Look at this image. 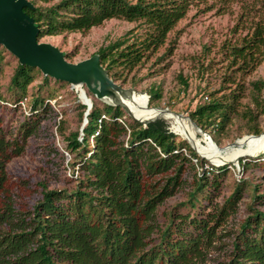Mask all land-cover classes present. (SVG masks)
Returning <instances> with one entry per match:
<instances>
[{"label":"trees","instance_id":"trees-1","mask_svg":"<svg viewBox=\"0 0 264 264\" xmlns=\"http://www.w3.org/2000/svg\"><path fill=\"white\" fill-rule=\"evenodd\" d=\"M29 1L34 8L24 12L40 27L39 40L87 33L113 19L143 28L144 33L131 42H114L97 53L110 78L127 83L122 74H132L150 62L201 0H60L53 5L55 0ZM4 49L0 46V73ZM226 51L234 71H255L264 63V24L257 22L240 45L231 44ZM172 53L167 48L157 59L161 62ZM36 73L42 74L20 63L15 69L11 89L19 91L16 108L27 100ZM50 79L44 76L45 85ZM149 95L150 105L160 99L154 89ZM246 96L240 86L199 105L191 119L218 145L217 135L237 118L246 119L250 134L260 136L264 81L252 84L250 97L256 108L249 105L241 112ZM46 100L41 95L32 99V117L14 138L3 127L0 112V264H264V193L259 184L245 178L226 197L224 186L232 164L209 165L171 132L165 119L145 126L122 107L95 99L84 138L80 140L79 134L68 138L74 169L79 167L76 187L51 190L39 184L41 199L31 210L21 209L7 166L25 152L28 140L54 112ZM1 103L0 99V109ZM81 107L84 117L88 107ZM165 118L174 122L171 116ZM247 159L252 160L240 159L244 170L264 173V154L249 163ZM182 194L185 200L160 210ZM247 195L251 197L247 217L238 230L225 233ZM228 235L233 238L231 249L225 260H216L214 255L225 253Z\"/></svg>","mask_w":264,"mask_h":264},{"label":"rangeland","instance_id":"rangeland-1","mask_svg":"<svg viewBox=\"0 0 264 264\" xmlns=\"http://www.w3.org/2000/svg\"><path fill=\"white\" fill-rule=\"evenodd\" d=\"M59 1L55 0L51 5ZM130 1L136 2V0ZM257 22L264 24V0L199 1L170 34L166 46L150 62L132 74L128 72L122 74L127 78V83L113 80L123 89L136 92L128 97L121 96L117 92L115 96L120 103L128 106L135 118L141 121L145 120L146 113L161 114L165 112L163 110L170 111L169 114L174 122L169 119L165 120L169 123L171 132L180 140L186 141L201 158L208 161L209 165L225 166L226 163H213L209 158L200 154L188 140L177 132V127L180 121L192 127L191 114L199 105L215 97L220 98L230 94L240 86L246 89L247 95L242 100L241 112L247 110L249 105V108H256L251 101L250 94L254 82L264 81V63L250 73L234 71L236 68L230 67L226 50L231 44L240 45ZM143 33V28L136 23L113 19L87 33L43 37L39 42L58 48L64 54V59L68 64L77 65L94 60L102 47L118 41L131 42ZM167 48H172L173 53L162 57L165 58L163 61H158L157 58L163 56ZM19 63L18 58L6 49L3 50L2 72L0 73V99L3 102L1 103L3 108L0 112L3 127L8 135L14 138L22 123L32 117L31 106L34 97L43 96L47 99L46 103L50 104L54 110L42 121L38 133L28 140L25 152L7 166L20 208L31 210L42 197V188L39 184H45L51 190H71L76 187L79 167L74 169L75 155L70 154L67 149L68 138L74 134H79L80 140L84 138L83 130L88 120L87 115L84 117L81 115L82 105L92 104L93 106L92 100L94 99L99 104L108 103L98 100L86 85L76 88L71 83H59L51 78L47 86L43 80L44 75L36 73L34 83L27 90V101L16 108L15 103L18 102L19 91L11 89V78ZM182 79L189 84V87L183 84ZM152 89L158 91L160 99L150 105L149 92ZM95 90L101 93L107 102L116 103L113 94L100 92V89ZM247 123L246 119L237 118L224 132L220 134L218 132L220 145L214 141L209 132L196 130V134L201 139H207L205 135H208L219 149H227L228 146L244 138L257 137L250 134V127L246 125ZM259 124L263 134L264 116L261 117ZM90 142L92 145L91 139ZM263 154L264 148L257 156H244V158L253 160ZM252 160L247 159L246 161L249 163ZM230 164L233 166L229 167L230 173L224 186L226 197L230 196L235 186L245 178L259 184L261 194L264 193L263 171L260 169L246 171L242 168L240 161L226 165ZM183 200L185 196L182 194L169 200L160 210L171 209ZM250 204L251 197L247 195L241 202L239 213L230 219L229 225L224 230L225 233L231 234L238 230L247 217ZM261 209L264 210V207ZM232 240V236L229 235L224 239L227 245L223 251L225 253L214 255L216 260H225L226 252L231 249Z\"/></svg>","mask_w":264,"mask_h":264},{"label":"water","instance_id":"water-1","mask_svg":"<svg viewBox=\"0 0 264 264\" xmlns=\"http://www.w3.org/2000/svg\"><path fill=\"white\" fill-rule=\"evenodd\" d=\"M26 8H34L29 0H0V46L4 47L7 51L18 58L20 64L31 68H37L44 76L54 78L56 81L71 83L73 86L77 81L84 82L83 85H86L88 89L95 94L98 100H102L111 106L122 107L130 116L140 123H143L145 126L161 118L167 119L165 117H157L153 120L144 122L135 118L123 104L118 102L114 104L107 102L105 97L93 88L94 86L90 84L91 81H88L85 78L82 66L91 64L97 66V69L105 80V83L101 82L102 84L99 85L109 94H115L118 92L117 94L128 97L136 91L125 90L115 84L110 78L107 70L102 66L99 55H97L92 61L82 62L77 65L68 64L64 59V54L58 48L51 44L39 42L41 29L36 24L34 18L28 16L24 12ZM87 107L88 112L86 115L88 116L90 113L89 111L92 109V104H87ZM163 111L171 113L168 110ZM192 123L195 127L199 128L193 121ZM236 145L237 142L228 146V148ZM242 158L244 157H241V159ZM239 161L240 159L236 163Z\"/></svg>","mask_w":264,"mask_h":264},{"label":"bare ground","instance_id":"bare-ground-1","mask_svg":"<svg viewBox=\"0 0 264 264\" xmlns=\"http://www.w3.org/2000/svg\"><path fill=\"white\" fill-rule=\"evenodd\" d=\"M85 74V78L88 81H91L95 89H100V92H105V89L101 87L99 84L101 82L105 83L104 77L100 74V71L97 69L95 64L82 66ZM84 82H75L76 88H82ZM109 94V93H108ZM112 94V93H111ZM116 94V93H115ZM113 94L116 103H120L117 97ZM114 104V103H113ZM123 104V103H121ZM124 105V104H123ZM126 106V105H124ZM127 110H129L128 106H126ZM130 111V110H129ZM131 112V111H130ZM171 116L167 112H162L161 114L157 113H146L144 115V122L153 120L157 117H168ZM172 117V116H171ZM138 119V118H137ZM187 120H189L187 118ZM190 121V120H189ZM192 127H188L184 122H179V126L177 127V132L182 135L186 140L190 142V144L202 155L209 158L213 163L216 164H224V163H236L241 157L244 156H257L259 151L264 148V133L257 137H248L244 138L237 142L236 146L229 147L227 149H219L213 139L207 136L208 138L201 139L197 137L196 130H200L194 126L192 122H190ZM201 131V130H200Z\"/></svg>","mask_w":264,"mask_h":264},{"label":"built area","instance_id":"built-area-1","mask_svg":"<svg viewBox=\"0 0 264 264\" xmlns=\"http://www.w3.org/2000/svg\"><path fill=\"white\" fill-rule=\"evenodd\" d=\"M27 100L20 102V105H24Z\"/></svg>","mask_w":264,"mask_h":264}]
</instances>
